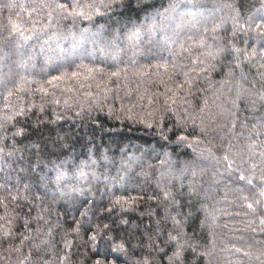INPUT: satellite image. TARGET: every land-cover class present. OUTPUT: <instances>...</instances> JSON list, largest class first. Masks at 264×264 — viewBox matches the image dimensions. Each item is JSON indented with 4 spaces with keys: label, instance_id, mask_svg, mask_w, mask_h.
<instances>
[{
    "label": "trees",
    "instance_id": "1",
    "mask_svg": "<svg viewBox=\"0 0 264 264\" xmlns=\"http://www.w3.org/2000/svg\"><path fill=\"white\" fill-rule=\"evenodd\" d=\"M239 2L0 0V264H264V0L234 36Z\"/></svg>",
    "mask_w": 264,
    "mask_h": 264
},
{
    "label": "snow or ice",
    "instance_id": "2",
    "mask_svg": "<svg viewBox=\"0 0 264 264\" xmlns=\"http://www.w3.org/2000/svg\"><path fill=\"white\" fill-rule=\"evenodd\" d=\"M7 7L9 8H13V7H16L15 4H12V3H9L8 5H6ZM114 6V5H113ZM19 7L23 8L24 5L21 4L19 5ZM42 7H45V8H50V9H59L61 12H64V13H67L68 9L66 8V6L64 4H44L42 5ZM70 7H72L73 9L77 8V7H83L82 5L80 4H72L70 5ZM227 7H229L230 9H232V12H233V16H232V23H233V29H234V32H233V35H237V34H244V35H249L251 33V24L254 22L250 19H247L244 15V8H245V5L243 4L242 0H240L239 3L237 4H228ZM261 7H264V5H261ZM238 9V10H237ZM75 16H82L84 15L83 13H75L74 14ZM49 18H51V13H49ZM14 31V29H13ZM11 36V33L9 34ZM57 34L56 33H53V37H56ZM234 51H236L237 53H239L241 50L236 48L234 49ZM245 57H247V53L245 52ZM6 120H9L11 119L10 117H5ZM166 139V137H165ZM178 139H185V137H180ZM225 151H226V154L222 157V159H225L227 160L228 159V155H227V151L230 150L231 148V144H228V145H225ZM168 156L167 154H165V157L164 159L161 161V167H163V165L165 163L168 162ZM229 169H231L232 167V164L229 163ZM262 173H264V167H262L261 169ZM165 173L162 172L161 175H164ZM58 175H63L62 172H58ZM254 175V173H253ZM244 177H241V179H243ZM259 179L261 181H264V174H261ZM248 183L251 184L252 181L249 179L248 180ZM183 191V186L181 187V192ZM197 192V189L195 187V185H189V195L190 196H194ZM261 195H264V189H261ZM173 196V193L170 192V191H165L164 192V199L170 203H175V200H172L170 199L171 197ZM152 199H155L156 196L153 195L151 197ZM134 199L135 198H123L124 200V203L127 204V205H133L134 204ZM142 199V198H141ZM101 203H103V200L101 201ZM110 203V208H109V212L110 213H114L115 212V208L117 205H120L121 204V199H116L114 201H109ZM249 208L252 207L251 204L248 205ZM78 210V209H77ZM134 207H122L121 208V213H130L132 211H134ZM103 215V210L100 214L97 215V218L99 219L100 216ZM86 217V213L85 212H81V216L79 219H77V222H76V228L73 229L74 232L76 233H79L81 230H83V233L84 235H87V233L89 231H92L94 234L92 236H89L88 237V240L91 241V243L93 244V254L94 255H99V249H100V246L103 245V248H104V255L107 256L108 255V245L114 241H116V236H117V233L119 231L118 229V226L117 224L115 223V219H114V216H105L104 219H107L108 220V223L104 224L102 227H99V230H97V227H94L91 223V218H85ZM173 220L175 221V223L177 225H179V221H176L175 220V217H173ZM261 223L264 224V220H261ZM121 224L123 225H127V221H121ZM109 233V235H105V233ZM182 237H183V231H179L177 232V235L176 236H170L169 239L171 241H177V240H180L181 243L178 244L177 246V250L176 252L173 254V257L170 258V259H178V257L180 256L181 254V249H182V246L184 243L183 240H182ZM23 243V241H21ZM127 242V239H124L122 238L121 242L119 243H112V249H111V254L116 256L117 258H119V253L121 251H124L125 250V243ZM17 251H19V249H17ZM262 255H264V253H262ZM21 264H23V262H21ZM96 264H104V261L103 260H100L98 259L96 261Z\"/></svg>",
    "mask_w": 264,
    "mask_h": 264
}]
</instances>
